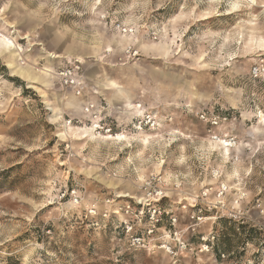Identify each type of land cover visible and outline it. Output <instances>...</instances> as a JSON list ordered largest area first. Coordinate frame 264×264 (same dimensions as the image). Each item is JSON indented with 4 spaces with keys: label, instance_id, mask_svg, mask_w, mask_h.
<instances>
[{
    "label": "rangeland",
    "instance_id": "374dc122",
    "mask_svg": "<svg viewBox=\"0 0 264 264\" xmlns=\"http://www.w3.org/2000/svg\"><path fill=\"white\" fill-rule=\"evenodd\" d=\"M1 36L0 264H264V0H0Z\"/></svg>",
    "mask_w": 264,
    "mask_h": 264
},
{
    "label": "built area",
    "instance_id": "2783aa9c",
    "mask_svg": "<svg viewBox=\"0 0 264 264\" xmlns=\"http://www.w3.org/2000/svg\"><path fill=\"white\" fill-rule=\"evenodd\" d=\"M253 73L257 74L258 69L254 68ZM60 76L61 79H63L65 85H71V87L77 89V94L80 93V90L82 89V79L78 77L77 72H71L70 70H67L66 72H61ZM200 118L205 119L206 117L204 116V114H201ZM215 123L216 122H212V125H215Z\"/></svg>",
    "mask_w": 264,
    "mask_h": 264
},
{
    "label": "bare ground",
    "instance_id": "6f19581e",
    "mask_svg": "<svg viewBox=\"0 0 264 264\" xmlns=\"http://www.w3.org/2000/svg\"><path fill=\"white\" fill-rule=\"evenodd\" d=\"M0 43H1V47H0V51L1 52H3V50L2 49H8V48H10V47H12V44L13 43H11L7 38H5V37H3V36H1V40H0ZM52 55V54H51ZM14 56L15 55H12V59L8 62V65H9V67L15 72H17L18 74H20V75H26L27 74V72H28V69H27V67H20L17 63L18 62H16V60H15V58H14ZM76 58V57H75ZM76 61H78V60H76ZM42 83H43V81H42ZM33 84V83H32Z\"/></svg>",
    "mask_w": 264,
    "mask_h": 264
},
{
    "label": "trees",
    "instance_id": "16d2710c",
    "mask_svg": "<svg viewBox=\"0 0 264 264\" xmlns=\"http://www.w3.org/2000/svg\"><path fill=\"white\" fill-rule=\"evenodd\" d=\"M226 221H227V220H226ZM226 221H222V222H226ZM240 228H242V226H240ZM224 244H225V242H224ZM224 247H225V245H224ZM214 251H215V257H216L217 259H219L220 256H225V255H227L226 248H215Z\"/></svg>",
    "mask_w": 264,
    "mask_h": 264
}]
</instances>
